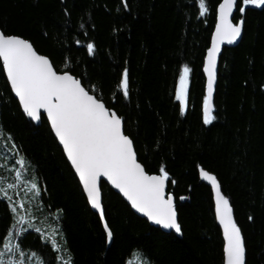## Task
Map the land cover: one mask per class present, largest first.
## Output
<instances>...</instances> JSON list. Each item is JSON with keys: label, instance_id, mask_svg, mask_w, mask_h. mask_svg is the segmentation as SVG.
<instances>
[{"label": "trees", "instance_id": "trees-1", "mask_svg": "<svg viewBox=\"0 0 264 264\" xmlns=\"http://www.w3.org/2000/svg\"><path fill=\"white\" fill-rule=\"evenodd\" d=\"M221 2L206 0L209 12L199 17L197 0H127V8L122 0H0V30L32 43L58 72L80 79L116 112L148 174L159 175L161 167L169 173L168 195L182 229L177 236L153 228L105 184L102 222L46 119L36 127L23 114L0 61V186L15 185L11 200L0 195V250L11 238L24 253L6 260L63 264L70 254L72 264H133L142 253L150 264H224L203 169L231 203L246 264H264V6L236 10L233 23L243 19L244 34L222 55L216 118L206 125L203 69ZM88 43L95 45L92 55ZM185 65L191 69L187 110L175 98ZM125 69L128 97L120 88ZM20 216L26 222L17 223Z\"/></svg>", "mask_w": 264, "mask_h": 264}, {"label": "snow or ice", "instance_id": "snow-or-ice-1", "mask_svg": "<svg viewBox=\"0 0 264 264\" xmlns=\"http://www.w3.org/2000/svg\"><path fill=\"white\" fill-rule=\"evenodd\" d=\"M122 3L127 8V0H122ZM242 4L244 6L238 8V0H222L218 5L219 22L211 47L207 51V63L204 68L207 85L203 100V122L206 125L212 124L216 118L213 99L221 45L225 42L235 43L241 37L243 30L244 20L240 19L237 23H233V13L236 10L243 13L246 6L262 7L264 0H242ZM197 5L198 16H206L209 12L206 0H197ZM77 43L79 44L80 41ZM87 52L90 55L94 54L93 43L87 44ZM0 61L11 88L19 98L27 116L40 121L42 113H46L51 128L79 175L87 198L92 207L99 210L101 217L104 216V209L101 204L99 184L101 177H106L123 193L137 212L164 229L174 230L176 233L182 232L173 196L169 194L166 198L165 189L169 182V173L164 167H161L159 175H150L145 171L137 160L133 141L125 135L123 121L116 112L110 111L96 96L90 94L82 86L80 79L74 78L67 72L58 73L49 58L38 54L32 43L6 35L2 30H0ZM190 72L191 69L185 65L179 77V89L175 97L181 102L183 110H187L189 104ZM129 87V73L125 69L120 84L125 97L129 96ZM18 163L23 166L24 161L20 160ZM200 174L215 189L216 213L219 223L223 226L225 239V264H246L244 237L234 219L229 200L222 195L220 183L215 175H210L203 169L200 170ZM20 176L21 173L17 171L16 177ZM14 187L12 183L7 184L6 188L0 186V195L11 200L8 190ZM31 188L37 190L38 194L36 183H33ZM20 207L23 208L24 204L21 203ZM12 211L16 212V208H12ZM23 222H26L25 217L20 216L17 223ZM103 226L110 243L113 233L106 221ZM36 231L40 230L37 228ZM51 243L60 250L54 238ZM16 252H19L21 257L24 256L19 244L13 245L9 238V241L3 244V250H0V264H24L22 259H5L8 253ZM32 255L37 254L32 253ZM135 255L136 260L133 264H150L142 253ZM63 264H72L70 254Z\"/></svg>", "mask_w": 264, "mask_h": 264}, {"label": "water", "instance_id": "water-1", "mask_svg": "<svg viewBox=\"0 0 264 264\" xmlns=\"http://www.w3.org/2000/svg\"><path fill=\"white\" fill-rule=\"evenodd\" d=\"M234 12H235V11H234ZM233 14H234V13H233ZM233 19H234V18H233ZM218 22H219V21H218V17H217V24H218ZM217 24H216V26H217ZM215 29H216V27H215ZM243 31H244V29L242 30L241 37H240L235 43H233V44H227V43L225 42L224 44L221 45L220 55H219V57H218V62H217V77H216L215 90H216L217 83H218V75H219L218 68H219L220 58L222 57V55H223V53H224V51H225L226 49H234V48H236V47H238V46L240 45L241 40H242V37H243ZM214 37H215V31H214L213 36H212V41H213ZM211 44H212V42H211ZM210 47H211V46H210ZM1 62H2V61H1ZM206 63H207V55H206V58H205L204 68L206 67ZM4 72H5V75H6V71H5V70H4ZM204 75H205V78H206V85H207V74L205 73V71H204ZM6 78H7V75H6ZM7 81H8V84H9V86H10V89H11V91H12V93H13V96H14V98L16 99V101L18 102V104H19V106H20V108H21L23 114H24V115H25V116H26V117H27V118H28L33 124H35V125H39V124H40V121H35V120H33L32 118L28 117L27 114L23 111V107H22V105H21V103H20V101H19V98L16 96L14 90L11 88V84H10V81L8 80V78H7ZM214 95H215V92H214ZM42 116L46 117V119H47L46 113H42ZM47 120H48V119H47ZM48 122H49V124H50V128H51V123H50L49 120H48ZM123 128H124V127H123ZM51 131H52L54 137L56 138V140H57L59 146L61 147V149H62V151H63V153H64V156H65V158H66L68 164H69L70 167L72 168V170H73V172H74V174H75V176H76V178H77V180H78V182H79V184H80V186H81V188H82V190H83V192H84V194H85V197H86V199H87V201H88V204H89L91 210H92L95 214H97V215L99 216V218H100V219L102 220V222H103V217L100 216V214H99V210L93 208L92 205H91V203H90V201H89V199L87 198V194H86V192H85L84 189H83L82 182H81L80 179H79V175H78V173L75 172L74 166L71 164V162H70L69 159L67 158V155H66L65 150H64L62 144L59 142V139L56 137V135H55V133H54V130H53L52 128H51ZM133 146H134V145H133ZM137 160H138V158H137ZM200 179H201L202 183L205 184V185H206L208 188H210L211 191H212V194H213V201H214V208H215L216 222H217V225H218L219 229L221 230L222 238H223V242H224V247H225V239H224V236H223V226L219 223L218 216H217V213H216L215 189L212 187V185L210 184V182L205 181V180L202 178L201 174H200ZM102 184L107 185L111 190H113V192H114L116 195H118V196H119V197H120V198H121V199H122V200H123V201H124L129 207H130V208H131V210L134 212V214H135L136 216H138L139 218L145 220V221H146L147 223H149L150 226H152L153 228L160 229V230H161L162 232H164V233H168V234H169V233H174V234H176L177 236H180V233H176L174 230L164 229L162 226H159V225L154 224L152 221H150V220H149L146 216H144L142 213L137 212L134 208H132L130 201L127 200V198L123 195V193H122L119 189L115 188V186L112 185L111 181H108L106 177H101L100 184H99L100 195H101V186H102ZM165 193H166V198H167V196H168V184H167V186H166ZM222 195H223V194H222ZM173 199H174V198H173ZM174 203H175V206H176V202H175V200H174ZM101 204H102V195H101ZM233 215H234V213H233ZM177 219H178V216H177ZM246 258H247V257H246ZM246 263H247V260H246ZM224 264H225V253H224Z\"/></svg>", "mask_w": 264, "mask_h": 264}, {"label": "bare ground", "instance_id": "bare-ground-1", "mask_svg": "<svg viewBox=\"0 0 264 264\" xmlns=\"http://www.w3.org/2000/svg\"><path fill=\"white\" fill-rule=\"evenodd\" d=\"M235 14H236V11L234 12V14H233V18H234V16H235ZM234 20V19H233ZM215 31V30H214ZM243 34H244V31H243ZM211 42H212V39H211ZM211 46V45H210ZM227 50V49H226ZM229 50V49H228ZM207 55V54H206ZM206 58V57H205ZM222 58V57H221ZM221 58H220V60H221ZM204 64H205V61H204ZM219 65H220V62H219ZM54 67V66H53ZM218 71H219V68H218ZM58 72V71H57ZM58 73H60V74H62V72H58ZM203 73H204V69H203ZM6 76V75H5ZM205 76V75H204ZM7 79V78H6ZM206 79V78H205ZM215 92H216V90H215ZM215 96V95H214ZM213 101H214V99H213ZM42 117H44V116H42ZM45 119H46V117H44ZM46 121L48 122V120L46 119ZM35 125V124H34ZM48 125H49V127H50V124H49V122H48ZM36 127H39V126H41V120H40V124L39 125H35ZM51 129V128H50ZM52 132V131H51ZM53 134V133H52ZM54 136V135H53ZM55 138V137H54ZM55 140H56V138H55ZM57 141V140H56ZM58 143V142H57ZM61 148V147H60ZM211 175V174H210ZM201 180V179H200ZM201 183H202V181H201ZM103 185V184H102ZM205 185V184H204ZM221 186V185H220ZM102 187V186H101ZM210 189V188H209ZM211 190V189H210ZM212 192V191H211ZM221 192H222V188H221ZM84 193V192H83ZM222 194H223V192H222ZM102 195V194H101ZM213 195V194H212ZM224 195V194H223ZM84 196H85V194H84ZM86 198V197H85ZM87 200V199H86ZM229 200V199H228ZM88 202V201H87ZM230 202V201H229ZM213 203H214V201H213ZM231 204V203H230ZM89 205V204H88ZM90 207V206H89ZM233 209V208H232ZM214 212H215V208H214ZM233 213H234V211H233ZM215 214V213H214ZM215 219H216V217H215ZM234 219H235V214H234ZM235 221H236V219H235ZM217 223V222H216ZM168 234V233H167Z\"/></svg>", "mask_w": 264, "mask_h": 264}, {"label": "rangeland", "instance_id": "rangeland-1", "mask_svg": "<svg viewBox=\"0 0 264 264\" xmlns=\"http://www.w3.org/2000/svg\"><path fill=\"white\" fill-rule=\"evenodd\" d=\"M21 185H22V184H21ZM21 185H20V186H21ZM22 186H23V185H22Z\"/></svg>", "mask_w": 264, "mask_h": 264}]
</instances>
